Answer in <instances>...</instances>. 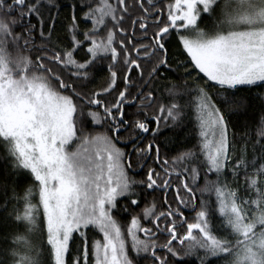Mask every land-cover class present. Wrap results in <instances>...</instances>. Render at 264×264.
<instances>
[{
  "label": "snow or ice",
  "instance_id": "6c2138e0",
  "mask_svg": "<svg viewBox=\"0 0 264 264\" xmlns=\"http://www.w3.org/2000/svg\"><path fill=\"white\" fill-rule=\"evenodd\" d=\"M60 7L0 0V147L27 181L26 231L0 264H264V115L250 160L222 111L264 89V0H224L210 26L217 0H72L63 37ZM193 93L197 143L161 160V129L183 128L177 98ZM148 190L159 210L134 214Z\"/></svg>",
  "mask_w": 264,
  "mask_h": 264
},
{
  "label": "trees",
  "instance_id": "16d2710c",
  "mask_svg": "<svg viewBox=\"0 0 264 264\" xmlns=\"http://www.w3.org/2000/svg\"><path fill=\"white\" fill-rule=\"evenodd\" d=\"M56 2L61 6L60 15L57 17V34L63 37V25L67 23L64 19V12L68 10V5L71 4L72 0H56ZM55 12L56 10L53 9ZM214 14V18L208 19L205 23L211 25L217 22L220 17ZM201 27H205L202 24ZM83 53H77V56H81ZM106 62H97L95 67L92 69L94 73L95 82L89 84L90 88H97L104 82L106 76L105 69ZM169 81H179V76L177 73L173 72L168 80L161 81V90ZM167 96V93H164ZM195 93L191 97L187 95H182L177 98V102L182 105V114L184 116V126L183 128H170L162 127L160 132L161 137V160H169L178 154L179 151L184 150L185 140H190L191 143L187 147H191L192 144L197 143L196 139L193 137L197 136V124H196V110L195 104ZM86 111V110H85ZM222 111L226 117L229 126L230 141L237 147L244 145L246 141L249 142L248 146V158L251 160L253 155V149L251 147V141L257 138V129L260 125V118L264 115V89L252 88L251 90L247 88H241L235 95L234 99L230 100L229 103L222 105ZM86 119V118H85ZM92 130H102L96 128L94 125H88ZM169 138L165 141L164 138ZM264 143V141H261ZM259 147L256 148V156L259 157ZM4 150L0 147V260H6L7 257L3 253V249L11 247L13 244L12 237L18 233H24L26 231V225L23 221H16V209H21L23 207L22 201L19 199L23 196L24 189L27 187V181H25L21 176L17 175L10 167V163L7 159H4ZM148 164H152L149 160ZM155 166V165H153ZM147 165L144 164L143 160L139 162H134L133 170H139L138 173H131L129 171L130 177L137 180L143 177ZM210 178H214L211 177ZM245 177L241 175L240 180L243 181ZM228 180L232 181L233 177L229 173ZM199 184H203V179L199 181ZM8 197V203L5 204L4 197ZM163 193L156 192L153 193L151 190L142 192L141 200L139 202V207H136L133 211L135 213H140L141 209L145 206V200L152 202L156 200L158 210L160 204V198ZM173 193H169L168 197L171 200ZM199 195V194H198ZM207 198V197H206ZM123 198H121V203H123ZM185 214L191 218L193 213H189L190 209H184ZM10 214V215H9ZM7 217V220H5ZM117 220L124 223L129 219L128 213L120 212L116 216ZM35 239V238H34ZM163 243V237L158 241ZM40 259L43 261L44 256L41 255ZM193 258H187L186 264H191ZM142 264H148L147 261H142Z\"/></svg>",
  "mask_w": 264,
  "mask_h": 264
},
{
  "label": "rangeland",
  "instance_id": "374dc122",
  "mask_svg": "<svg viewBox=\"0 0 264 264\" xmlns=\"http://www.w3.org/2000/svg\"><path fill=\"white\" fill-rule=\"evenodd\" d=\"M218 3V11H219V6L224 4V0H217Z\"/></svg>",
  "mask_w": 264,
  "mask_h": 264
},
{
  "label": "flooded vegetation",
  "instance_id": "af4514ba",
  "mask_svg": "<svg viewBox=\"0 0 264 264\" xmlns=\"http://www.w3.org/2000/svg\"><path fill=\"white\" fill-rule=\"evenodd\" d=\"M133 107H134V106H133ZM130 171H131V173H134V174H135V173H138L139 170H130ZM183 210H184V209H183ZM184 211H185V210H184ZM185 212H186V211H185ZM188 212H189V211H188ZM189 213H191V212H189Z\"/></svg>",
  "mask_w": 264,
  "mask_h": 264
},
{
  "label": "water",
  "instance_id": "95a60500",
  "mask_svg": "<svg viewBox=\"0 0 264 264\" xmlns=\"http://www.w3.org/2000/svg\"><path fill=\"white\" fill-rule=\"evenodd\" d=\"M190 212V211H189Z\"/></svg>",
  "mask_w": 264,
  "mask_h": 264
}]
</instances>
